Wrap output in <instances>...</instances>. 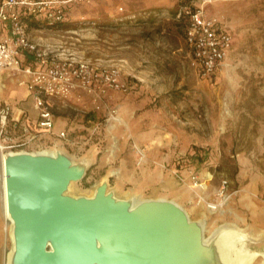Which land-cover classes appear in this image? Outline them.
Wrapping results in <instances>:
<instances>
[{
  "label": "rangeland",
  "instance_id": "1",
  "mask_svg": "<svg viewBox=\"0 0 264 264\" xmlns=\"http://www.w3.org/2000/svg\"><path fill=\"white\" fill-rule=\"evenodd\" d=\"M198 6L220 18L233 39L223 67L210 78L199 75L185 41L183 9ZM63 23L67 26L33 25L29 36L59 57L118 67L132 82V91L147 98L146 109L151 111L141 118L136 135L125 122L127 110L116 113L117 121H106L105 108L86 112L56 102L52 112L57 121L74 132L67 140L41 138L28 151L58 149L74 161L89 162L87 175L70 184V196L91 197L93 187L104 179L108 192L120 199L179 192L188 200L182 207L190 219L204 220L205 236L218 226L234 225L248 236V250L259 253L253 264H262L264 0H79L71 3ZM9 79L3 81L8 95L26 92ZM25 103L20 106L28 109ZM151 136L155 142L150 146L137 140ZM191 175L206 189L195 188ZM165 179L176 183L164 184ZM222 181L227 183L226 200L208 209L207 203L218 202L215 193ZM198 195L205 202L198 203ZM8 228L0 164L1 264L11 250Z\"/></svg>",
  "mask_w": 264,
  "mask_h": 264
},
{
  "label": "water",
  "instance_id": "2",
  "mask_svg": "<svg viewBox=\"0 0 264 264\" xmlns=\"http://www.w3.org/2000/svg\"><path fill=\"white\" fill-rule=\"evenodd\" d=\"M88 167L61 151L6 157L13 264H220L203 227L172 200L116 198L107 179L92 197L68 195Z\"/></svg>",
  "mask_w": 264,
  "mask_h": 264
},
{
  "label": "built area",
  "instance_id": "3",
  "mask_svg": "<svg viewBox=\"0 0 264 264\" xmlns=\"http://www.w3.org/2000/svg\"><path fill=\"white\" fill-rule=\"evenodd\" d=\"M74 1L79 0H0V72L18 73L16 83L25 86L32 97L37 111L35 126L39 130L20 126L11 104L0 102V153L29 152L44 133H51L54 121L50 106L56 102L74 104L86 112H101L105 108L106 121H117V111L106 106V99L112 92H130L118 67H97L85 60L59 57L46 50V46L33 43L29 36L26 17L43 21L44 25L63 22ZM117 9L123 10L121 6ZM183 15L187 22L185 41L193 63L202 78H210L223 67L233 43L232 35L220 18L206 14L204 6L184 7ZM26 56L30 63L22 65ZM58 137L65 138V133L60 132ZM191 177L193 186L203 189V182L195 175ZM226 187V181H222L215 193L218 202L207 206L222 205ZM200 202L205 200L198 195Z\"/></svg>",
  "mask_w": 264,
  "mask_h": 264
},
{
  "label": "crops",
  "instance_id": "4",
  "mask_svg": "<svg viewBox=\"0 0 264 264\" xmlns=\"http://www.w3.org/2000/svg\"><path fill=\"white\" fill-rule=\"evenodd\" d=\"M225 28L229 32V30L226 26H225ZM29 63H30V58L28 56H26L23 60L22 65H27ZM16 77H18L17 72H11V71L0 72V102H7V103L11 104V106L13 108V116L15 118L19 119V125L20 126H26L31 130L32 129L38 130L35 126L36 120H37V111L33 107V101H32V97H31L30 93L27 90H26V92L21 93V94L18 93L16 90L13 91V93H11L10 95H8V93L5 92V89L3 87V81H6L9 78H11V80L10 79L9 80L13 81V83L17 84L16 83ZM128 83L130 85V92L128 93L127 97H124V96L118 97V95L115 92H112L108 95L105 103H106L107 107L114 108L118 113L124 112L127 110V112H128L127 116L128 117L125 119V122H126V124L128 123L129 130L131 132L134 131V133L137 135L140 133L141 128H142L141 122H143V121L141 118L144 117V115L146 116V114H150L151 110L146 109V99L147 98L142 97V94H138L137 92L132 91L133 84L130 81ZM17 86H19V85H17ZM19 87H24V86H19ZM8 98L11 99L12 102L6 101ZM16 99H18L20 101L17 102ZM21 100H23V101H21ZM21 102H26L25 106H27L29 108L26 109V108H23L22 106H20ZM70 106L79 109V107L77 105L70 104ZM52 108H53V105L50 106L51 112H52ZM52 115H53V121H54V127L52 129V132L48 133V134L44 133L41 138H46V136L47 137L54 136L56 138H59L58 134L60 132H64L65 138H63V139L67 140L70 132H74L75 129L67 127V124H65V122H58L56 117H55V114L53 112H52ZM131 118H132V121H128ZM61 124H64V125L61 126ZM58 125H60V127ZM134 125H135V127H134ZM59 139H62V138H59ZM137 140H138L139 144H142L145 146H150V144H153L155 142V139L152 136L150 138L146 137L143 140L141 138H137ZM82 161H86V160H82ZM159 179L163 180V174L162 173L159 174ZM163 183L170 185V186H173V185H175L176 182L173 179H165ZM206 187H207L206 184L202 185L203 189H206ZM158 198H164L167 200H172V201L178 203L179 205H181L183 207L188 202V200H186L185 197L180 196L179 192H168V193L166 192V193L158 194ZM154 199H157V198H154ZM2 255H3V253H2V250L0 247V264H1V260H2Z\"/></svg>",
  "mask_w": 264,
  "mask_h": 264
},
{
  "label": "bare ground",
  "instance_id": "5",
  "mask_svg": "<svg viewBox=\"0 0 264 264\" xmlns=\"http://www.w3.org/2000/svg\"><path fill=\"white\" fill-rule=\"evenodd\" d=\"M119 119V118H118ZM22 153V152H21ZM32 154H39V155H51L57 156L60 153L58 149H42L38 151L30 152ZM14 153H1L0 154V164H1V197H2V212L4 218L9 223V237L11 241V250L8 253L6 264H13V253H14V223L11 219L10 213L8 211V204H7V194H6V184H5V176H4V164L5 159L8 155H12ZM86 165L85 162L80 163V168H84ZM102 182L96 184L93 187L92 196L97 191L99 185ZM116 197V196H115ZM117 198V197H116ZM129 199V198H127ZM133 199L134 202L140 201L137 198H130ZM164 199V198H160ZM176 203V202H175ZM178 204V203H177ZM179 205V204H178ZM182 207L181 205H179ZM183 208V207H182ZM208 209H217L215 206H207ZM184 209V208H183ZM187 213V212H186ZM188 214V213H187ZM199 224L203 227V231L205 233L206 227L204 220H198ZM207 222V221H206ZM204 241L209 244L208 248L212 252L213 256L219 261L220 264H253L254 259L259 256V253L253 252L248 250L247 244L249 242L248 236L244 233L243 230L240 228L225 224L222 226H218L213 231L209 233L208 236L204 235ZM228 254H232L234 257L231 258L230 262L228 260ZM263 256V263L264 264V254Z\"/></svg>",
  "mask_w": 264,
  "mask_h": 264
},
{
  "label": "trees",
  "instance_id": "6",
  "mask_svg": "<svg viewBox=\"0 0 264 264\" xmlns=\"http://www.w3.org/2000/svg\"><path fill=\"white\" fill-rule=\"evenodd\" d=\"M192 9H194V8H192ZM24 20L27 24V28H29L33 25H44L43 21H37L31 16L26 17ZM55 26H57V27H63L64 26L65 27V26H67V24H65L63 22H59V23H56ZM86 175H87V173L85 174V176Z\"/></svg>",
  "mask_w": 264,
  "mask_h": 264
}]
</instances>
